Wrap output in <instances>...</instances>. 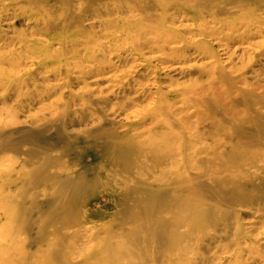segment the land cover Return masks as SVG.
Segmentation results:
<instances>
[{
  "label": "bare ground",
  "instance_id": "obj_1",
  "mask_svg": "<svg viewBox=\"0 0 264 264\" xmlns=\"http://www.w3.org/2000/svg\"><path fill=\"white\" fill-rule=\"evenodd\" d=\"M18 19L24 29L11 28ZM236 64L241 68L233 75ZM256 66L264 68V0H0V164L9 171L21 167L3 186L20 185L15 192L25 198L24 185H40L43 175L35 196L44 198L57 194H48L50 186L80 177L57 171L59 118L89 128L83 136L70 134L69 144H85L88 152H96V135L107 134L102 127L93 130L102 118H264V86L256 94L244 82L243 68L257 76ZM20 117L26 122L14 121ZM5 119L10 123L3 124ZM209 121L212 135L205 145L166 135L142 148L164 149L150 183L110 182L115 196L138 201L140 211L125 218L131 228L111 222L79 235L70 249L60 232L53 236L56 257L66 264H264V220L252 217L251 232L241 228L232 208L234 190L226 186L236 175L227 168L220 174L224 159L234 164L247 152L215 155L217 138L233 135ZM24 123L31 135L19 130ZM20 131L37 149L20 151L22 160L5 157L8 148L19 153L14 145L22 143L15 137ZM112 134L108 160L141 159L136 146ZM258 139L263 148L264 134ZM43 143L50 148L43 151ZM100 147L104 153L103 142ZM102 153L96 159L107 157ZM73 190L74 196L82 191ZM80 249L87 253L78 255ZM24 250L15 244L0 249V264L40 263Z\"/></svg>",
  "mask_w": 264,
  "mask_h": 264
},
{
  "label": "rangeland",
  "instance_id": "obj_2",
  "mask_svg": "<svg viewBox=\"0 0 264 264\" xmlns=\"http://www.w3.org/2000/svg\"><path fill=\"white\" fill-rule=\"evenodd\" d=\"M12 27L18 30L24 29V22L21 19L13 21ZM5 31L9 32L8 30ZM240 68L239 64L234 65L232 68L233 75H236V70ZM243 69V73H246L244 82L248 84L247 89H253L256 94L259 93L260 86H264V68L252 67V69L257 71V76L251 74L250 68ZM104 83V81L101 82L100 86ZM71 89L78 91V87L73 84H71ZM257 108L254 107V109ZM102 119L100 123H95L96 128H93V130L102 127L107 134L96 135L92 142H97L96 145L92 146L91 150L102 153L104 148H101L100 145L103 142L105 144V152L102 154L104 156L106 154L107 157L100 158L97 156L96 159V152H88L85 144L81 145L78 143L76 148L73 147L74 145H69L72 142L70 141V134L83 136L87 134L89 128L84 126L85 124L78 126V124L73 123V118H59L57 124L60 131L54 137L61 155V160H59L61 161L60 169L57 166V171L60 174L73 173L80 177L74 180V183L67 184V186H63L65 185L64 183L50 186L48 194L57 192L54 196L49 197L47 195L44 198L35 196V192L45 182L43 175L40 185L34 182L24 185L27 189L25 198L16 194L15 190L20 185L11 187L10 185H3L7 180H14L13 170L16 168L20 171L21 167L17 168L14 166L9 171L8 168L4 169L7 163L0 164V249L9 248L10 245L15 244L24 247V254L39 257V264H66L65 262L68 261H62L56 257L58 246L56 244L57 239L53 237L54 235H58L60 232L67 234L65 246L70 249L69 246L71 245L72 247L73 243L78 240L79 235L84 237L86 233L94 229H103L109 226L111 222L112 224L122 225L124 228H131L132 223L127 225L125 218L140 211L136 207L138 201L132 197L121 198L120 196H115L110 189L111 187H109L111 186L110 182L133 178L137 185L150 183L151 178L157 174V159L164 156V149L159 151L157 148L155 150L154 148L142 150V148H147L151 143L156 145L160 136L166 135H180L181 138H187L190 142H200L205 145V142L212 135L209 120L214 123L218 122L225 132L233 135V138L232 136L229 138L225 136L217 138V141L214 142L217 147L213 150L215 155L224 157L232 152L243 150L247 152V156L243 161L232 164L228 163V159H224L220 167V174H223V169L227 168V171L236 175L234 180L231 179L232 177L227 178L226 186L229 190H234L236 197L232 201V208L238 212L237 219L241 228L246 232L250 231L249 224L252 222V217L258 216L257 219L260 222L264 220L260 217L261 214L264 216V147H260V140L258 139V133L259 135L264 134V118H209L208 120L207 118L110 117ZM10 120L5 119L2 123L9 124ZM14 121L23 123L26 122V118L20 117ZM29 127L28 124L24 123L19 126V130L26 131V136L31 135L32 132ZM149 129L154 131L152 135H146V131ZM5 130L9 131L10 128L5 126ZM21 131V134L15 137L21 140L22 143L14 145V147L18 148L19 153H12L10 152L11 148H8L5 157L22 160L23 157L20 151H25L27 154L29 151L33 152L37 149L29 144V140H25L23 137L25 134ZM111 134L116 136V138L119 137L121 140H126L128 144L136 146L135 155L137 157L141 156V159L134 164L123 163L119 159L121 162L117 161V159H113L112 162L108 160V155L114 152L110 148ZM180 145L181 148H185L184 143ZM41 146L43 151L50 148L47 143H43ZM69 147L73 149V152L69 151ZM137 147H141V149L138 150ZM106 150H108L109 154ZM140 161L141 164H136ZM99 164L102 170L95 172L98 169H96V166ZM26 169L28 170L30 167L25 166L23 168V170ZM43 170L49 174L51 173L49 167H45ZM85 173L90 174L85 177ZM221 179L224 180L225 176L221 177ZM51 183L49 181L46 185ZM123 187L122 184L119 186L120 189ZM75 188L78 190L82 189L76 195L77 197L72 194ZM40 192L45 191L42 190ZM11 197H16L15 202L11 200ZM35 205H37L38 210ZM249 211L250 214L248 215ZM11 228L14 229L10 230ZM3 231L4 233L9 231L13 235L8 238L2 237ZM76 252L78 255L87 253L86 250L81 251V249ZM66 254L70 253L67 252ZM9 264L19 263L12 261Z\"/></svg>",
  "mask_w": 264,
  "mask_h": 264
}]
</instances>
